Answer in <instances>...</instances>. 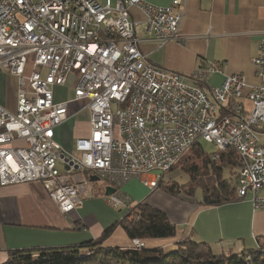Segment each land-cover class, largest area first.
Wrapping results in <instances>:
<instances>
[{"label":"built area","instance_id":"2783aa9c","mask_svg":"<svg viewBox=\"0 0 264 264\" xmlns=\"http://www.w3.org/2000/svg\"><path fill=\"white\" fill-rule=\"evenodd\" d=\"M183 4L0 0V74L18 82L16 110L0 106V185L40 181L68 214L82 205L85 185L96 177L116 189L106 196L108 204L129 210L125 183L139 179L155 189L204 139L219 151H236L239 198L264 207V30L253 59L259 84L233 74L209 87L224 61H208L186 77L155 65L140 49L146 40L184 42ZM134 7L143 19L133 17ZM72 76L74 96L57 100L54 87ZM76 101H85L90 114V135L75 141L80 157L55 138ZM18 140L26 146L15 147Z\"/></svg>","mask_w":264,"mask_h":264},{"label":"crops","instance_id":"0c3cea01","mask_svg":"<svg viewBox=\"0 0 264 264\" xmlns=\"http://www.w3.org/2000/svg\"><path fill=\"white\" fill-rule=\"evenodd\" d=\"M146 1L165 6L173 0ZM182 9L183 43L170 41L161 45L156 40L141 43L140 49L152 63L188 77L208 61H224L223 73L211 75L207 86L220 85L225 75L233 74L246 76L250 85L259 84L253 59L259 53L264 30V0H184ZM132 15L137 20L143 19L136 7L132 8ZM75 85L76 77L72 76L68 84L56 88L58 94L55 89V98L70 99L64 95L68 86ZM17 90V78L1 73L0 106L15 111ZM243 102L246 109L251 108L248 99L244 98ZM85 103H71L68 119L56 128L55 138L67 152L72 153L78 138L90 134L89 122L82 131L70 125L79 112L85 109L89 112ZM80 175L84 177L88 173ZM108 187L110 185L102 180L89 181L81 194L82 205L63 214L40 181L0 185V259L3 258L0 263L5 262L13 250L79 245L101 237L127 214L126 210L108 204ZM121 189L133 203L146 200L161 209L177 226L176 239L164 242L167 245L191 238L211 246L216 244V254H221L233 252V247L241 249L247 242L253 246L257 238L264 236V207H255L250 197L202 207L200 197L171 195L162 188L152 190L139 179H132ZM104 245L129 247L132 242L119 225ZM151 245H155L154 240Z\"/></svg>","mask_w":264,"mask_h":264},{"label":"trees","instance_id":"16d2710c","mask_svg":"<svg viewBox=\"0 0 264 264\" xmlns=\"http://www.w3.org/2000/svg\"><path fill=\"white\" fill-rule=\"evenodd\" d=\"M223 114L231 115L226 110H223ZM190 150L201 158V163L183 169L189 175V180L179 183L174 179L163 185L162 176L155 189L162 188L171 195L184 194L190 197L197 196L200 189L202 207L239 201L236 179L241 161L236 151L228 148L208 153L202 142L197 140L179 158L171 171L184 159V163L188 161L187 152ZM216 153L218 157L215 159L213 156ZM226 168L227 174L224 172ZM203 169L207 172L199 176ZM119 225L131 242L138 238L145 242V246L137 249L133 245H104ZM176 237L177 226L167 214L144 200L132 205L123 219L107 228L98 239L65 247L13 250L10 257L0 264H264V236L257 238L256 248L244 249L240 253L221 254H215L211 244L191 238L165 244ZM152 240L155 245H151Z\"/></svg>","mask_w":264,"mask_h":264},{"label":"rangeland","instance_id":"374dc122","mask_svg":"<svg viewBox=\"0 0 264 264\" xmlns=\"http://www.w3.org/2000/svg\"><path fill=\"white\" fill-rule=\"evenodd\" d=\"M69 83V82H68ZM67 83V84H68ZM57 87H62V86H58V85H56L55 87H54V92H55V89L57 88ZM56 92H57V94L59 93V91L56 89ZM67 94H65L64 96L65 97H70V98H72L73 96H74V87H70V86H68V91L66 92ZM55 95H56V93H55ZM78 104V103H77ZM78 105H80V104H78ZM79 108V107H78ZM89 120H90V114H89V112L87 111V109H85V110H82L81 112H79L77 115H76V117L75 118H73L71 121H70V125L74 128V130H79V131H82L83 129L85 130L86 129V125H87V123L89 122ZM90 135V134H89ZM85 137V136H84ZM88 137V136H87ZM75 141V140H74ZM200 142H202V144H203V146H204V148H205V150H206V152H208V153H213V152H215L216 150H217V148L215 147V145L213 144V143H210V142H207V141H205L204 139H200L199 140ZM13 145L15 146V147H25L26 146V143H25V141L24 140H18V141H14V143H13ZM72 153L74 154V155H76L77 157H80V153L79 152H77L76 151V149H75V147H73V151H72ZM187 154H188V161H186L185 163H184V161H185V159H184V161L181 163H178L177 164V166L171 171H169V172H167L165 175H163L164 177V183H163V185L164 184H166L168 181H171V180H176V181H178L179 183H185V182H187L188 180H189V175L183 170V169H185V168H187L188 166H192V165H195V164H200L201 163V161H200V157H198L196 154H194L193 152H191V150L190 151H188L187 152ZM207 171L206 170H204L203 169V172L202 173H200L199 174V176L200 175H204V173H206ZM224 172H225V174H227L228 173V170H227V168L224 170ZM154 175H157V173H153ZM204 179H206L205 177H203ZM141 181V180H140ZM142 182V181H141ZM173 182V181H172ZM143 183V182H142ZM122 190V189H121ZM154 190V189H153ZM201 192V190L199 189L198 191H197V197H200V193ZM240 200H243V199H240ZM133 201V200H132ZM137 201H134V203H133V205L134 204H137L136 203ZM127 212L129 211V210H126ZM249 242H247V243H245V244H242L241 245V249L240 248H237V247H233L235 250L233 251V252H237V251H240V252H242L244 249L243 248H256L257 247V244H253V246H250V244H248ZM225 245V244H224ZM213 246V251H214V253L216 254V252H217V250L216 249H218V246L215 244H213L212 245ZM239 252V253H240ZM0 261H3V258H1L0 259ZM197 264H199V263H197Z\"/></svg>","mask_w":264,"mask_h":264},{"label":"water","instance_id":"95a60500","mask_svg":"<svg viewBox=\"0 0 264 264\" xmlns=\"http://www.w3.org/2000/svg\"><path fill=\"white\" fill-rule=\"evenodd\" d=\"M97 179H98V178H96V177L92 178V180H97ZM115 190H116V189H115L114 187H112V186L108 187L107 195H109V194H111V193H114ZM132 245H133L135 248H137V249H141L142 247L145 246V242L142 241V240H140V239H138V238H135V239L132 240Z\"/></svg>","mask_w":264,"mask_h":264}]
</instances>
